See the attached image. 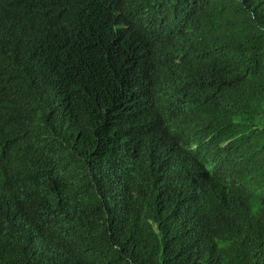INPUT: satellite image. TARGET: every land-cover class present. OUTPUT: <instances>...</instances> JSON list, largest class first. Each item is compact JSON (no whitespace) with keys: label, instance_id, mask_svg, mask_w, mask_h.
I'll return each mask as SVG.
<instances>
[{"label":"trees","instance_id":"obj_1","mask_svg":"<svg viewBox=\"0 0 264 264\" xmlns=\"http://www.w3.org/2000/svg\"><path fill=\"white\" fill-rule=\"evenodd\" d=\"M0 113V264H264V0H0Z\"/></svg>","mask_w":264,"mask_h":264},{"label":"clouds","instance_id":"obj_2","mask_svg":"<svg viewBox=\"0 0 264 264\" xmlns=\"http://www.w3.org/2000/svg\"><path fill=\"white\" fill-rule=\"evenodd\" d=\"M141 40L140 43L152 46L158 35V29L150 24H143L140 28ZM149 85L153 89L158 83L154 80H149ZM10 132V121L6 113H0V150L10 149L16 140L10 139L7 135Z\"/></svg>","mask_w":264,"mask_h":264}]
</instances>
